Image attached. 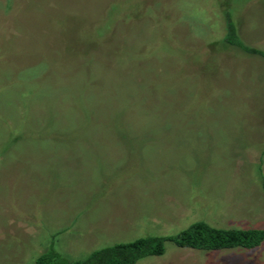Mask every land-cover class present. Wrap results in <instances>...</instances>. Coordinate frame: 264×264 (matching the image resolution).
<instances>
[{"label":"rangeland","instance_id":"374dc122","mask_svg":"<svg viewBox=\"0 0 264 264\" xmlns=\"http://www.w3.org/2000/svg\"><path fill=\"white\" fill-rule=\"evenodd\" d=\"M264 0H0V264L204 222L264 230ZM136 264H264L164 243Z\"/></svg>","mask_w":264,"mask_h":264},{"label":"trees","instance_id":"16d2710c","mask_svg":"<svg viewBox=\"0 0 264 264\" xmlns=\"http://www.w3.org/2000/svg\"><path fill=\"white\" fill-rule=\"evenodd\" d=\"M226 21V43L237 46L248 53L264 56L263 53L247 48L241 43L229 13ZM262 187L264 191V179ZM263 240L264 230H223L213 228L204 222H197L176 237H148L132 243L116 244L95 251L86 260L75 263L69 262L53 247H50L34 264H136L145 257L163 255L165 242H173L180 248L217 251L233 248L249 250L258 247Z\"/></svg>","mask_w":264,"mask_h":264}]
</instances>
